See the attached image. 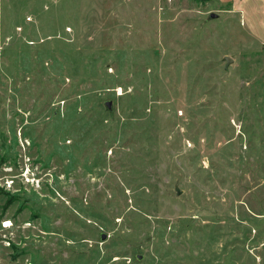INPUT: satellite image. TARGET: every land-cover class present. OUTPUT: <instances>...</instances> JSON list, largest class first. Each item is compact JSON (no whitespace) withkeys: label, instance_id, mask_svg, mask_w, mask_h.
Segmentation results:
<instances>
[{"label":"rangeland","instance_id":"1","mask_svg":"<svg viewBox=\"0 0 264 264\" xmlns=\"http://www.w3.org/2000/svg\"><path fill=\"white\" fill-rule=\"evenodd\" d=\"M0 264H264V46L229 2L0 0Z\"/></svg>","mask_w":264,"mask_h":264},{"label":"crops","instance_id":"2","mask_svg":"<svg viewBox=\"0 0 264 264\" xmlns=\"http://www.w3.org/2000/svg\"><path fill=\"white\" fill-rule=\"evenodd\" d=\"M232 5L241 24L252 38L264 46V0H223Z\"/></svg>","mask_w":264,"mask_h":264},{"label":"water","instance_id":"3","mask_svg":"<svg viewBox=\"0 0 264 264\" xmlns=\"http://www.w3.org/2000/svg\"><path fill=\"white\" fill-rule=\"evenodd\" d=\"M210 18L215 19L216 16L212 14V15L210 16ZM224 61H225V66H226V67L232 62L231 59L228 58V57H225V58H224ZM105 107H106L109 111H111V102H105ZM105 237H106L105 235L102 236V240H104ZM137 259L140 260V259H141V256H137Z\"/></svg>","mask_w":264,"mask_h":264},{"label":"bare ground","instance_id":"4","mask_svg":"<svg viewBox=\"0 0 264 264\" xmlns=\"http://www.w3.org/2000/svg\"><path fill=\"white\" fill-rule=\"evenodd\" d=\"M5 226H8V224H6Z\"/></svg>","mask_w":264,"mask_h":264},{"label":"built area","instance_id":"5","mask_svg":"<svg viewBox=\"0 0 264 264\" xmlns=\"http://www.w3.org/2000/svg\"><path fill=\"white\" fill-rule=\"evenodd\" d=\"M3 227H5V226H3ZM10 227V226H9Z\"/></svg>","mask_w":264,"mask_h":264}]
</instances>
